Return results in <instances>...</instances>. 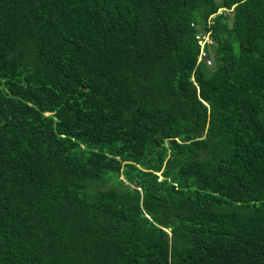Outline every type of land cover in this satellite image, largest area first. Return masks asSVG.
<instances>
[{
  "label": "trees",
  "instance_id": "obj_1",
  "mask_svg": "<svg viewBox=\"0 0 264 264\" xmlns=\"http://www.w3.org/2000/svg\"><path fill=\"white\" fill-rule=\"evenodd\" d=\"M0 264H264V0H0Z\"/></svg>",
  "mask_w": 264,
  "mask_h": 264
},
{
  "label": "built area",
  "instance_id": "obj_2",
  "mask_svg": "<svg viewBox=\"0 0 264 264\" xmlns=\"http://www.w3.org/2000/svg\"><path fill=\"white\" fill-rule=\"evenodd\" d=\"M203 34H205L204 32H202ZM204 36V37H203ZM207 36L209 37V39H206ZM197 38L199 39V42L201 43V46H202V52H201V55L199 57V60H202L204 59L207 64H211V59L208 58L206 52L203 50V47L205 46V43L206 42H209L212 40V35H211V32H208L207 34L205 35H201L200 33L198 34Z\"/></svg>",
  "mask_w": 264,
  "mask_h": 264
},
{
  "label": "rangeland",
  "instance_id": "obj_3",
  "mask_svg": "<svg viewBox=\"0 0 264 264\" xmlns=\"http://www.w3.org/2000/svg\"><path fill=\"white\" fill-rule=\"evenodd\" d=\"M219 12H222V10L220 9V10H219ZM213 16H214V15H213ZM213 16H212V17H213ZM206 39H209V37L207 36V38H206Z\"/></svg>",
  "mask_w": 264,
  "mask_h": 264
}]
</instances>
